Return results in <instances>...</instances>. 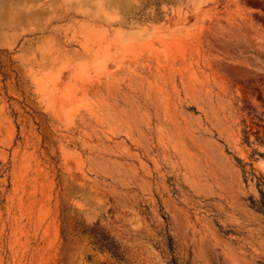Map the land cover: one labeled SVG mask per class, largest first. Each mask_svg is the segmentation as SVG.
<instances>
[{
    "label": "rangeland",
    "instance_id": "1",
    "mask_svg": "<svg viewBox=\"0 0 264 264\" xmlns=\"http://www.w3.org/2000/svg\"><path fill=\"white\" fill-rule=\"evenodd\" d=\"M262 177L264 0H0V264H264Z\"/></svg>",
    "mask_w": 264,
    "mask_h": 264
},
{
    "label": "trees",
    "instance_id": "2",
    "mask_svg": "<svg viewBox=\"0 0 264 264\" xmlns=\"http://www.w3.org/2000/svg\"><path fill=\"white\" fill-rule=\"evenodd\" d=\"M191 110H196L195 107H191ZM240 161H242L241 159H239ZM253 167V164H251ZM263 179V184H264V178ZM171 180L174 182V185L177 187L178 181L175 178H171ZM261 180V179H260ZM180 185L182 187H185V185L183 183H180ZM176 191H179L177 188H175ZM251 204L253 207H255L257 210L261 211L264 213V190H261V197L259 199H256L254 197H251ZM148 208V207H147ZM147 213H149V211H147ZM164 218L166 220L167 223V231L165 233L166 235V243L168 246V252L166 254L165 258V263L166 264H180L179 262V257L175 254V241L170 233V217L167 214H164ZM220 227L222 228V226L220 225ZM230 231H225L226 234H228ZM98 235L101 236V239L103 241V245L107 246L112 255L120 262H124L127 261L126 258V251L125 249H123V246L120 242L113 240L112 237L107 234L106 232L103 233H98Z\"/></svg>",
    "mask_w": 264,
    "mask_h": 264
}]
</instances>
